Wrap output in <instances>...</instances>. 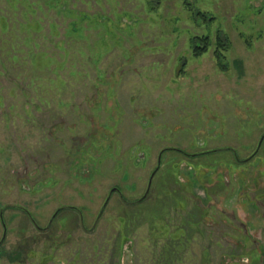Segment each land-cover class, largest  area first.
<instances>
[{
    "label": "rangeland",
    "instance_id": "1",
    "mask_svg": "<svg viewBox=\"0 0 264 264\" xmlns=\"http://www.w3.org/2000/svg\"><path fill=\"white\" fill-rule=\"evenodd\" d=\"M193 36L207 37L206 52L194 55ZM161 148L173 150L149 198L125 206L113 196L95 233H83L73 207L87 225L115 184L139 198ZM199 149L221 151L181 153ZM183 161L225 170L201 224L213 237L185 233L198 212L169 189ZM4 204L41 226L64 208L46 264H256L243 254L264 253V0H0ZM19 210L4 211L0 264L22 256L14 247L36 249L23 264H40L50 239L20 224Z\"/></svg>",
    "mask_w": 264,
    "mask_h": 264
},
{
    "label": "flooded vegetation",
    "instance_id": "2",
    "mask_svg": "<svg viewBox=\"0 0 264 264\" xmlns=\"http://www.w3.org/2000/svg\"><path fill=\"white\" fill-rule=\"evenodd\" d=\"M167 150H173L170 148H161L160 150L157 151L156 153V159H155V165L153 167V169L151 170V176L148 179V183L147 186L145 188V191L143 192V194L137 198V199H127L128 197L125 196V192L123 191V188L121 187V185L115 184L114 186H112L109 190L108 193L106 194V197L104 199L103 204L101 205L99 211L95 214V217L93 219V221H91L90 224H84V216L80 213V211L78 210L77 207H73L74 211H76L79 215L78 217V222H77V226L80 227V229L83 231V233L85 234H94L96 229L98 228L101 219H102V215L103 212L109 202V200L113 197L116 196L121 202L122 204H124L125 206H130L131 204H137L140 203L142 201H145L146 199L149 198V195L153 189V180L154 177L156 176V174L158 173V171L160 170V162H161V157L163 155V153ZM221 151L220 149H199L196 150L195 152L192 153H188V152H181L182 154H184V156L187 157L188 160L191 159H199L197 157H203L205 155L214 153L211 151ZM229 150V149H228ZM233 151L234 153H236V151H234L233 149H230V151ZM255 152V151H253ZM253 152L247 157L246 160L243 161H239L237 160V163H245L247 161L252 160L254 157ZM257 152V150H256ZM100 156V154H97ZM138 160V159H136ZM187 161H183L178 165L177 171H176V175L172 176V178H170V180H172L174 182V186L173 187H169L168 183H167V179L165 180V185H167L166 187H169V189L172 191V196L174 197H179L184 199L187 203L188 200L191 199L193 200V208L198 212V217H194L191 216V218H188V222L192 223V224H196L197 228L196 229H191L189 227H187V231H185V233L187 234V232H192L194 233H200V237H213V235H215V233L213 232L212 228H207L206 226H202V222H207V220H211V218H209L210 216L208 215V212L211 211L213 209L214 206V193L217 189L218 186H226L225 184V179H224V175L225 173H223V171H218L217 174H215L213 171L207 170L204 166H199L197 167V169H195L193 166H190L188 164ZM210 167V166H209ZM196 171H194V169ZM85 170L82 169L80 170L81 172ZM80 172V173H81ZM227 176V175H226ZM232 177V175H231ZM169 179V178H168ZM180 186V187H178ZM202 190L205 194V198H200V196H198L195 193V190ZM241 189L243 190V186H241ZM248 189V188H247ZM242 190H240V193H242ZM164 200V197H163ZM166 203L169 202V200H164ZM188 205V204H187ZM0 223L2 226V235H1V239H0V246H2V243L5 239L6 236V232H7V224L6 222H4L3 219V214L4 211L7 209H16L19 210L23 213L24 217H25V221L20 222H28L29 225L31 226V228L34 230L33 232H45L47 235V238L50 239L48 242L47 239L44 240L43 244L46 246L48 244V249L45 248V250L47 249L46 252H44V254L40 257V264H46L51 260H54V251L56 250V247H58V245H61L60 242L58 241L59 238L62 237V234L65 235V232L62 231H58L55 229V227L53 226L54 221L56 220L57 215L60 213V211H62L64 208H57V210L51 215V218L49 219V221L47 222V225L41 226L37 223L36 220H34L33 216L26 210L18 208V206H15L13 204H4L2 206H0ZM187 208V206H186ZM175 212V210H174ZM12 216L11 221L14 220ZM125 222V221H124ZM123 222V223H124ZM207 228V229H206ZM22 230V228H20ZM19 229V230H20ZM23 231V230H22ZM53 231H55V233H53ZM44 233V234H45ZM246 234H249L248 232H246ZM59 237V238H58ZM35 240H37L36 238H34ZM65 239H69V238H65ZM37 242V241H36ZM14 252H18V254H21L22 256L17 258L16 256L12 259V261H10V264H23L25 258H32L33 256H35V251L36 249L30 253L29 255L27 254V251L24 250V252L20 253L17 250V247L13 248ZM42 251V250H41ZM13 252V253H14ZM206 253V255H208V250L207 248H204L203 251V255ZM78 254H75V256L78 258L77 256ZM75 258H73V263L75 262ZM224 263V262H223Z\"/></svg>",
    "mask_w": 264,
    "mask_h": 264
},
{
    "label": "trees",
    "instance_id": "3",
    "mask_svg": "<svg viewBox=\"0 0 264 264\" xmlns=\"http://www.w3.org/2000/svg\"><path fill=\"white\" fill-rule=\"evenodd\" d=\"M196 39L198 41V44L194 46V49H193V52H194V55L195 56H198V55H201L203 54L204 52L207 51V47H208V44H207V37H203V38H198V37H194L193 36V39ZM195 41V40H194ZM218 41V47H223L224 45H226V43L223 44L222 42V39L219 40L217 39ZM218 60H219V57L217 56L216 57ZM211 152H215L214 150L211 151ZM263 247V245H261ZM256 247L254 249H252L251 251H247V253H244L243 255L247 256L250 260V262H255L256 264L260 263V260L261 258H263V251L261 250L262 247ZM257 254V257L255 256H252V254Z\"/></svg>",
    "mask_w": 264,
    "mask_h": 264
},
{
    "label": "crops",
    "instance_id": "4",
    "mask_svg": "<svg viewBox=\"0 0 264 264\" xmlns=\"http://www.w3.org/2000/svg\"><path fill=\"white\" fill-rule=\"evenodd\" d=\"M264 255V254H263ZM223 264H226L225 262ZM259 264V263H258Z\"/></svg>",
    "mask_w": 264,
    "mask_h": 264
}]
</instances>
